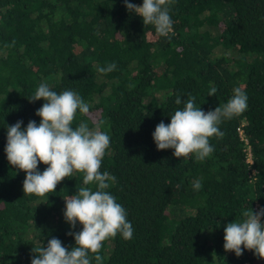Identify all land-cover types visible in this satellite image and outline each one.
I'll use <instances>...</instances> for the list:
<instances>
[{
  "label": "trees",
  "instance_id": "trees-1",
  "mask_svg": "<svg viewBox=\"0 0 264 264\" xmlns=\"http://www.w3.org/2000/svg\"><path fill=\"white\" fill-rule=\"evenodd\" d=\"M169 14L174 34L162 37L124 0H0V264H31L32 249L53 237L71 250L68 233L83 228L64 217L83 173L43 197L24 194L26 173L7 159L8 126L40 123L45 101L29 99L41 83L91 106L87 115L77 109L73 127L100 123L110 137L100 170L116 177L106 191L134 232L102 242V264H264L251 250L224 249L226 224L264 207V0H174ZM112 62L114 71H97ZM237 87L248 107L219 125L225 135L209 138V157L157 149V124L184 107L177 96L191 94L207 113Z\"/></svg>",
  "mask_w": 264,
  "mask_h": 264
},
{
  "label": "clouds",
  "instance_id": "clouds-1",
  "mask_svg": "<svg viewBox=\"0 0 264 264\" xmlns=\"http://www.w3.org/2000/svg\"><path fill=\"white\" fill-rule=\"evenodd\" d=\"M174 0H143L142 5L124 0L129 12L142 17L144 25H152L155 32L162 37L173 33V21L170 17V6ZM112 62L97 71L107 74L116 69ZM217 92L211 87L209 96ZM43 98L45 103L37 109L36 115L41 117L40 123L30 120L26 128L23 121H17L7 128V144L5 152L12 166L26 173L23 181L24 194L45 196L53 192L56 186L74 172L83 173V185L78 191L65 199V220L72 228L77 221L83 225L73 235L75 246L68 250L62 242L53 237L47 247L38 246L32 249L36 254L31 264H91L95 254L96 264H102L99 254L102 242L113 238L117 233L125 240L132 239L133 226L127 220L126 210L116 202V198L106 189L116 182V177L107 171L101 172V164L106 149L110 145V137L100 130V123L95 129L80 122L73 127L77 109L81 114L90 113V105L75 91L65 90L57 93L46 83H41L30 102ZM248 97L239 87L233 90L232 97L223 106L205 113L195 104V97L188 95L186 100L177 96L175 103L184 107L176 110L169 124L161 121L152 133L158 150L174 149L177 158L195 155L198 161L209 157L214 149L209 138H223L225 135L219 125L228 119L241 115L248 107ZM102 123V122H101ZM48 167L41 172L39 163ZM91 185L95 186L93 190ZM202 187L200 180L193 184L195 190ZM243 219L227 223L224 228V249L233 251L237 257L245 249L253 251L258 258L264 259V207L254 212L252 208L244 210ZM243 245V248H242Z\"/></svg>",
  "mask_w": 264,
  "mask_h": 264
},
{
  "label": "built area",
  "instance_id": "built-area-1",
  "mask_svg": "<svg viewBox=\"0 0 264 264\" xmlns=\"http://www.w3.org/2000/svg\"><path fill=\"white\" fill-rule=\"evenodd\" d=\"M239 132H240V131H239ZM241 137H242V139H243L244 142H245V138H244L243 136H241ZM246 161H247L248 163L251 162V159H250L249 153H248V155H247V157H246Z\"/></svg>",
  "mask_w": 264,
  "mask_h": 264
}]
</instances>
